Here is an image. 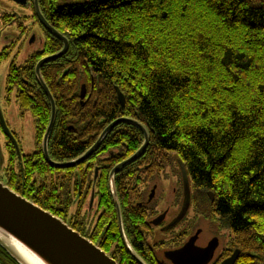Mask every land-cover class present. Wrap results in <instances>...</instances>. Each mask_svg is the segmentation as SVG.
<instances>
[{
  "label": "trees",
  "instance_id": "obj_1",
  "mask_svg": "<svg viewBox=\"0 0 264 264\" xmlns=\"http://www.w3.org/2000/svg\"><path fill=\"white\" fill-rule=\"evenodd\" d=\"M38 1L44 18L69 43L64 55L41 67L56 106L50 159L74 160L109 123L135 119L147 128L149 143L114 176L123 230L134 252L145 264H164L147 242L149 213L137 203L151 176L173 164L180 172L184 168L195 209L208 206L232 234L229 250L239 251L234 264H264V0H89L63 6L60 0ZM43 31L41 49L22 66L12 63L6 77L7 92L15 90L21 109L34 118L39 149L51 109L35 66L63 45ZM7 55L1 52L0 62ZM143 139L138 128L119 123L74 167H51L38 150L34 156L46 179L34 193L5 177L4 183L118 264H139L121 239L109 174ZM94 177L99 213L90 220L83 201L75 207L60 189L70 190L72 180L91 185ZM0 264L19 263L0 245Z\"/></svg>",
  "mask_w": 264,
  "mask_h": 264
},
{
  "label": "water",
  "instance_id": "obj_2",
  "mask_svg": "<svg viewBox=\"0 0 264 264\" xmlns=\"http://www.w3.org/2000/svg\"><path fill=\"white\" fill-rule=\"evenodd\" d=\"M23 4L24 0H13ZM94 2H106L110 0H90ZM36 16L42 25L50 34L54 35L62 42V48L56 53L43 57L35 66V75L38 83L44 91L50 103L51 115L47 128L42 138V151L44 159L51 167L54 168H70L82 163L86 160L100 145L105 136L119 123H129L138 128L143 134V143L140 148L135 151L127 159L116 164L109 174V187L113 197L114 206L117 213L118 227L121 239L124 246L130 255L139 263L145 264L144 261L134 252L125 236L121 211L118 202V197L114 185V176L120 172L125 166L134 162L139 158L149 143V132L147 128L139 121L121 117L109 123L100 133L94 144L82 155L74 160L66 162H56L50 159L47 144L50 133L54 126L56 118V106L52 94L50 93L42 75L41 67L50 61L60 58L68 49V40L65 36L53 28L44 18L40 11L38 0H33ZM86 95L85 87L82 86L80 92V100L83 105V100ZM118 101L120 105H124V96L118 92ZM0 123L4 132L11 136L8 127L0 112ZM182 167V166H181ZM184 203L179 215L169 225H176L188 210L190 203V189L184 168ZM213 200L212 193L208 194ZM193 239L187 242L181 249L169 253V256L176 264H181V261L187 259L190 261V252L192 250ZM0 245L19 263V264H118L100 247L95 245L88 238L82 236L79 232L70 227L59 217L53 215L50 211L44 210L32 201L21 196L9 186L0 181ZM215 247V242H212L205 250V258L201 262L208 260L211 250ZM21 252V253H20ZM238 250H235L228 258L220 264H234L238 257ZM194 263V262H193Z\"/></svg>",
  "mask_w": 264,
  "mask_h": 264
},
{
  "label": "flooded vegetation",
  "instance_id": "obj_3",
  "mask_svg": "<svg viewBox=\"0 0 264 264\" xmlns=\"http://www.w3.org/2000/svg\"><path fill=\"white\" fill-rule=\"evenodd\" d=\"M9 2H12L19 6L22 10H30L31 16L33 18V22L40 25L41 28L42 25L40 24L36 13L34 9V3L33 0H24L23 4L17 3L13 0H8ZM80 1H89V0H73V2L68 3H60L59 6H63V4H73ZM39 4V1H38ZM28 16L25 13H19L12 11V13L8 14L6 13V19H10L9 21L12 22L14 20L19 21V25L25 23L28 20ZM26 19V20H25ZM7 22L8 24L10 22ZM30 22V21H27ZM25 25H23V29L18 31V36L16 40H21V35H25L26 32H24ZM44 29V28H43ZM42 29V30H43ZM43 37H44V31H43ZM43 42V39H42ZM6 124V123H5ZM0 126L3 130V127L0 123ZM9 129V128H8ZM10 131V130H9ZM4 136H5V149L7 153V159L5 164L1 167L0 175L7 180H10L11 183L18 186H24L27 193H34L35 188L37 184L43 185L42 180L46 179L45 176V169L43 163L40 161L39 155L34 156V154H37L38 150L41 149V156L44 159L43 151H42V141L40 149L35 146V150L31 153H24L22 149L20 148L18 144V139L16 138L15 133L10 131L11 136L7 135L3 130ZM36 136V135H35ZM35 139V143H36ZM45 161V159H44ZM46 162V161H45ZM120 163V162H119ZM2 165V161L0 158V166ZM43 168V169H42ZM40 169V170H39ZM112 170V169H111ZM98 169H95L94 176L96 177L98 175ZM58 174V173H57ZM7 175V176H5ZM50 176H53L52 173ZM93 178L92 184L90 185H83V184H77L75 181H71V184L68 185L70 187V190L66 189H60V193H68L72 196L74 200V206H79V202H82V208L84 211H88V216L90 217V220L97 217V214L99 213V207L97 203V199L94 196V180ZM182 178V181L184 182L183 178V172L181 169H177L176 166L173 164H167L163 167L159 172H155L149 181L146 183L143 193H142V200L139 201L137 204L139 206L144 207L147 210V213H149L147 217V221L149 222L152 231L150 233L154 234V228L158 229L160 232L164 233H171V238L168 240L170 241L168 243L169 248H163L162 245H166L164 241H161V248L157 245H154L156 247V250L158 252H161L163 255L162 259H160L164 264H176L172 258L169 256V253L175 250L181 249L187 242L193 239L192 244V250L190 252V261L192 263H187V259H184L181 261V264H220L223 260L228 258L235 250L233 249L230 251L229 246L226 245V247L222 248L218 253V247H219V239L218 237L213 234L211 240L206 243L205 245H199V237L201 235V229H197V223H198V215L195 214L194 218H187V213L189 211L190 205H191V196H190V203L188 210L186 211L185 215L182 217V219L173 227L169 228L170 224L173 222V220L179 215L181 212V209L183 207L184 203V187L180 186V178ZM170 178H174L176 180V187L174 188V203L175 206H179L178 213L175 217L167 220V212L160 211L157 209L156 204L154 203L156 190L158 186V182L163 180H167ZM63 180H61L59 183H57L58 187L61 186ZM67 186V185H65ZM180 186V187H179ZM62 187V186H61ZM89 192V196H87V193ZM83 198V200H81ZM199 211L201 212V208H199ZM194 212H198V209L194 210ZM199 213V212H198ZM201 214V213H199ZM183 224V228H181L180 232L178 233L175 231V228L178 225ZM75 230V229H74ZM78 232V231H77ZM150 236H148L149 238ZM147 238V239H148ZM215 242V247L211 250L210 256L208 260H203L201 262V259L205 258L204 253L207 247L212 243ZM157 253V252H156ZM158 255V253H157ZM194 262V263H193Z\"/></svg>",
  "mask_w": 264,
  "mask_h": 264
},
{
  "label": "rangeland",
  "instance_id": "obj_4",
  "mask_svg": "<svg viewBox=\"0 0 264 264\" xmlns=\"http://www.w3.org/2000/svg\"><path fill=\"white\" fill-rule=\"evenodd\" d=\"M73 2V0H60V3ZM12 11L25 13L29 18L27 21L19 25V21L14 20L10 22V19H6V13H12ZM26 20V19H25ZM10 22L9 24L7 22ZM25 25L24 32L25 35H21V40H16L18 31L23 29ZM43 30L39 24L33 22L31 16V11L22 10L16 4L9 2L8 0H0V53L5 51L8 57L0 62V112L6 123V126L9 130L15 133L16 138L18 139V144L24 153H31L35 150V125L34 118L29 111L21 109L17 103V92H7L6 86V77L8 74L9 67L12 63H15L17 66H22L25 64L27 58L33 53L39 51L42 46L43 39ZM0 158L2 161L1 167L5 164L7 159V153L5 149V136L3 130L0 126ZM176 165V163H175ZM180 178V186L182 188V178ZM0 181L4 182L3 177L0 175ZM156 190V195L154 203L157 206V209L160 211L167 212V220L175 217L178 213L179 206H175L174 203V188L177 183L174 178L167 180L159 181ZM179 186V187H180ZM190 193L193 194V188L189 182ZM200 208V207H199ZM203 211L202 214H199L200 211L194 212L195 207L194 203L191 202L189 211L187 213V218L191 219L195 217V214L198 215L197 229H201V235L199 237L198 244L205 245L208 243L212 235L215 234L219 239V247L217 253L233 239L232 234L219 226L218 222L213 219V214L210 211L208 206L201 208ZM74 211V210H73ZM71 210V213L73 212ZM183 224L178 225L175 228V231L180 232L183 228ZM171 238V233H164L158 231L154 228V234L150 233V237L147 239V242L150 245H157L161 248V241H164L166 245H162L163 248H169L168 241ZM158 258L162 259L163 255L161 252H158Z\"/></svg>",
  "mask_w": 264,
  "mask_h": 264
},
{
  "label": "bare ground",
  "instance_id": "obj_5",
  "mask_svg": "<svg viewBox=\"0 0 264 264\" xmlns=\"http://www.w3.org/2000/svg\"><path fill=\"white\" fill-rule=\"evenodd\" d=\"M21 253V252H20Z\"/></svg>",
  "mask_w": 264,
  "mask_h": 264
}]
</instances>
